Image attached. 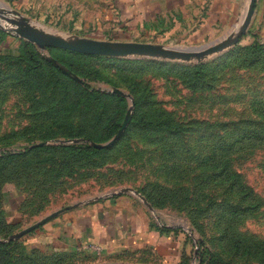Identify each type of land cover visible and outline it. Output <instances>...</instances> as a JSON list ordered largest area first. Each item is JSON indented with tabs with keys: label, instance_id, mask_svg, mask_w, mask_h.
Returning a JSON list of instances; mask_svg holds the SVG:
<instances>
[{
	"label": "rangeland",
	"instance_id": "rangeland-1",
	"mask_svg": "<svg viewBox=\"0 0 264 264\" xmlns=\"http://www.w3.org/2000/svg\"><path fill=\"white\" fill-rule=\"evenodd\" d=\"M88 1L89 12L80 13L75 6L0 0L3 38L14 33L18 43L9 42L10 57L0 61V264L155 260L150 245L119 247L109 257L95 242L49 232L67 212L123 197L172 243L164 264H264V36L257 24L236 45L189 61L82 57L33 43V53L57 58L89 92L102 93L89 96L56 69L38 65L32 49L23 51L26 39L12 23L27 20L69 39L127 38L129 31L116 35L105 5ZM231 30L170 38L140 30L135 38L196 47ZM127 118L110 147L66 148L107 143ZM65 207L71 208L16 236Z\"/></svg>",
	"mask_w": 264,
	"mask_h": 264
},
{
	"label": "crops",
	"instance_id": "crops-1",
	"mask_svg": "<svg viewBox=\"0 0 264 264\" xmlns=\"http://www.w3.org/2000/svg\"><path fill=\"white\" fill-rule=\"evenodd\" d=\"M37 1L45 2L48 7L53 8L61 5L67 8L75 6L80 13L89 12L88 7L91 6L88 0ZM99 2L101 7L106 6V13L111 15L112 28L118 31L116 35L120 36L123 31H129L127 38L111 40L140 42L143 40L135 38L140 34V30L145 36L153 34L156 37L170 38L177 35L192 37L224 29H235L249 4V0H99ZM252 24L253 26L257 24L256 32L263 37L264 0L257 1ZM14 40H16L14 33L7 35L3 40L0 39V54L3 51L8 52L9 42L13 43L14 47L17 46L18 43ZM137 208L131 199L125 197L97 202L93 207H82L65 213L54 221V226L49 228L51 229L49 232L56 239H61L64 233L66 240L70 242H95L109 257L117 254L119 247L150 245L157 258L150 260L144 257L134 261L138 262L137 264H160L166 259L167 254L171 253L169 250L171 251L172 243L169 245L166 234L151 230L145 212ZM62 222L63 226L60 225ZM108 245H112L109 251L106 250Z\"/></svg>",
	"mask_w": 264,
	"mask_h": 264
},
{
	"label": "water",
	"instance_id": "water-1",
	"mask_svg": "<svg viewBox=\"0 0 264 264\" xmlns=\"http://www.w3.org/2000/svg\"><path fill=\"white\" fill-rule=\"evenodd\" d=\"M258 0H249L248 7L245 14L241 18L236 31L231 30L226 37H222L206 45L196 47H169L161 43H150L140 41H117V40H101V39H69L53 32L44 30L27 20L12 19L14 28L19 36L34 43L39 49L46 50L48 48H61L72 52H77L85 55H100L116 58H129V57H162L169 60H184L189 61L193 58L202 59L203 57L224 50L226 48L236 45L241 38L248 32L253 18L255 16L256 6ZM47 59L52 62L56 67L60 68L67 75L75 78L81 82L82 79L77 76L73 71L65 67L58 60L51 56ZM121 95L124 93L119 91ZM132 101V99H129ZM128 118L125 120L120 132L109 142L100 144L94 143L97 148H104L112 146L121 136L128 124ZM38 144L31 147L34 148ZM124 191H130V188ZM123 191L119 192L122 194ZM144 203L151 209L152 206L142 197ZM76 206V205H75ZM71 207H65L55 211L34 225L22 230L16 236L20 237L29 231L37 228L42 223L52 219L61 212ZM107 264H121V263H107ZM136 264V263H127Z\"/></svg>",
	"mask_w": 264,
	"mask_h": 264
},
{
	"label": "trees",
	"instance_id": "trees-1",
	"mask_svg": "<svg viewBox=\"0 0 264 264\" xmlns=\"http://www.w3.org/2000/svg\"><path fill=\"white\" fill-rule=\"evenodd\" d=\"M4 30H0V39L3 40L4 38V33L5 31L3 32ZM21 49H23V51L25 50H31L32 49V53L31 55L33 56L34 60L38 62V65L42 66L43 64H47V66L52 70H57L58 72L62 73L64 77L70 79L72 82H73V85L75 87H77L79 90L82 91V93H87L89 96L91 95H101V91L100 90H97V89H94L92 91H88L89 88H90V85H88L85 80L83 78H81L74 70L68 68L66 65H64L60 60H58L57 58H55L56 60H58L61 64H63L65 67H67L68 69H70L71 71H73L77 76H79L82 81L79 82L77 81L75 78L67 75L66 73H64L60 68L56 67L52 62H50L48 59H47V56H42L40 54H38L36 51L33 53V50L35 48L34 44L30 41H26V40H22V43H21ZM52 50L56 51V52H59V53H64V54H74V55H77V56H82V57H93V58H102V59H119V60H124L125 58H116V57H107V56H100V55H85V54H81V53H77V52H72V51H69V50H65V49H61V48H53L51 47ZM36 53V54H35ZM34 54V55H33ZM12 56V55H11ZM10 57V55H8V53H2L0 54V61L1 60H7L8 58ZM11 58H19V56L17 57H11ZM29 60H32V59H29ZM38 66H35V69L37 70ZM27 71L29 72H33V69L32 68H28ZM28 73V72H27ZM30 74V73H28ZM107 95V94H106ZM115 97H117L119 99V103L120 104H125L126 103V99L120 95H117V94H114ZM119 128V125L116 126V129ZM36 148V147H35ZM35 148H32L30 149V151H33V149ZM67 149H74V148H82L86 151V153H91V152H98L100 151L101 149L92 146V145H88V144H75V145H72V146H69V147H66Z\"/></svg>",
	"mask_w": 264,
	"mask_h": 264
}]
</instances>
